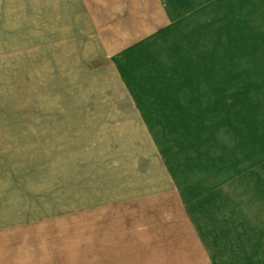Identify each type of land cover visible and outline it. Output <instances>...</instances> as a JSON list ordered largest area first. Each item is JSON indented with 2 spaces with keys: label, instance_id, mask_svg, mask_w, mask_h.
I'll return each mask as SVG.
<instances>
[{
  "label": "rangeland",
  "instance_id": "374dc122",
  "mask_svg": "<svg viewBox=\"0 0 264 264\" xmlns=\"http://www.w3.org/2000/svg\"><path fill=\"white\" fill-rule=\"evenodd\" d=\"M0 264H264V0H0Z\"/></svg>",
  "mask_w": 264,
  "mask_h": 264
},
{
  "label": "crops",
  "instance_id": "0c3cea01",
  "mask_svg": "<svg viewBox=\"0 0 264 264\" xmlns=\"http://www.w3.org/2000/svg\"><path fill=\"white\" fill-rule=\"evenodd\" d=\"M156 6H157L158 8H160V6H159L158 4H156Z\"/></svg>",
  "mask_w": 264,
  "mask_h": 264
}]
</instances>
